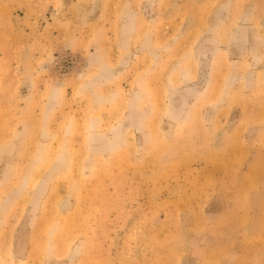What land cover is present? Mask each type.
Segmentation results:
<instances>
[{"label": "rangeland", "instance_id": "374dc122", "mask_svg": "<svg viewBox=\"0 0 264 264\" xmlns=\"http://www.w3.org/2000/svg\"><path fill=\"white\" fill-rule=\"evenodd\" d=\"M0 264H264V0H0Z\"/></svg>", "mask_w": 264, "mask_h": 264}]
</instances>
